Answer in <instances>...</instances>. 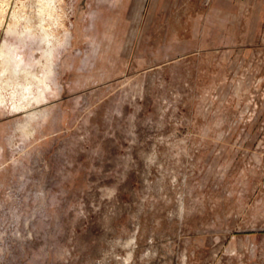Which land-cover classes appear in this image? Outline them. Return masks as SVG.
I'll return each instance as SVG.
<instances>
[{"label": "rangeland", "instance_id": "rangeland-1", "mask_svg": "<svg viewBox=\"0 0 264 264\" xmlns=\"http://www.w3.org/2000/svg\"><path fill=\"white\" fill-rule=\"evenodd\" d=\"M257 22L0 0V264H264Z\"/></svg>", "mask_w": 264, "mask_h": 264}, {"label": "crops", "instance_id": "crops-1", "mask_svg": "<svg viewBox=\"0 0 264 264\" xmlns=\"http://www.w3.org/2000/svg\"><path fill=\"white\" fill-rule=\"evenodd\" d=\"M237 1V2H236ZM228 8L252 7L253 15L258 16V30H264V0H227ZM235 13V11H233Z\"/></svg>", "mask_w": 264, "mask_h": 264}, {"label": "bare ground", "instance_id": "bare-ground-1", "mask_svg": "<svg viewBox=\"0 0 264 264\" xmlns=\"http://www.w3.org/2000/svg\"><path fill=\"white\" fill-rule=\"evenodd\" d=\"M51 56H53V55H51ZM48 58V57H47ZM51 59V58H50ZM50 59H48V61L50 60ZM10 61H9V57H7L6 58V69L8 70V68L10 69ZM41 79L39 78V77H36V82L39 84V83H41Z\"/></svg>", "mask_w": 264, "mask_h": 264}]
</instances>
